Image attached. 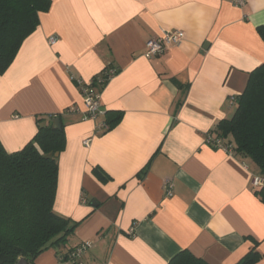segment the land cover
I'll use <instances>...</instances> for the list:
<instances>
[{
  "label": "crops",
  "instance_id": "obj_1",
  "mask_svg": "<svg viewBox=\"0 0 264 264\" xmlns=\"http://www.w3.org/2000/svg\"><path fill=\"white\" fill-rule=\"evenodd\" d=\"M263 24L264 0H52L0 74L8 152L33 139L39 116L61 114L65 125L53 208L79 225L33 264H168L183 249L236 264L254 241L264 264V202L253 185L264 175L207 141L264 63ZM162 29L185 39L150 59L146 43ZM110 67L119 71L101 90L104 114L89 118L78 80ZM110 110L123 117L105 131ZM82 243L79 260H62Z\"/></svg>",
  "mask_w": 264,
  "mask_h": 264
},
{
  "label": "trees",
  "instance_id": "obj_2",
  "mask_svg": "<svg viewBox=\"0 0 264 264\" xmlns=\"http://www.w3.org/2000/svg\"><path fill=\"white\" fill-rule=\"evenodd\" d=\"M51 4L52 0H0V74L39 25L40 13L47 12ZM258 32L264 40V24ZM236 99L233 116L219 121L215 129L217 138L232 143L235 154L254 160L264 175V63L250 72L244 92ZM55 117L61 119V114L39 116L36 135L19 151L8 152L0 140V264H16L20 258L33 264L43 251L66 245L79 225L53 208L59 170L56 153L66 146L65 125L61 120L62 128H54ZM122 117V111H106L104 130L114 128ZM93 172L102 181L108 179L99 167ZM256 193L264 202V186ZM254 243L236 264H256L261 260L258 242ZM79 246L61 256L62 260L67 261L68 254ZM168 264L209 263L183 249Z\"/></svg>",
  "mask_w": 264,
  "mask_h": 264
},
{
  "label": "built area",
  "instance_id": "obj_3",
  "mask_svg": "<svg viewBox=\"0 0 264 264\" xmlns=\"http://www.w3.org/2000/svg\"><path fill=\"white\" fill-rule=\"evenodd\" d=\"M236 6H243L248 0H231ZM185 39V32L180 29H162L161 34L155 38L150 39L146 43L145 56L152 59L164 55L170 46L179 45ZM55 41L54 37L50 38V42ZM118 69L114 67L107 68L103 74L97 75L89 82H82L78 80V85L83 95V103L85 114L92 119H98L104 114L101 107V87L108 80L117 74ZM231 103L236 104V97H231ZM104 128V122L101 124ZM207 141L215 148L223 149L227 153L235 154L234 145L223 138H214L212 135L207 137ZM85 144L89 143V139L84 141ZM253 185L255 188L264 186V177H254ZM172 184L168 183V194H172ZM89 247L88 243H82L80 246L68 254V260L77 261L81 258L82 254ZM62 258V257H61Z\"/></svg>",
  "mask_w": 264,
  "mask_h": 264
},
{
  "label": "water",
  "instance_id": "obj_4",
  "mask_svg": "<svg viewBox=\"0 0 264 264\" xmlns=\"http://www.w3.org/2000/svg\"><path fill=\"white\" fill-rule=\"evenodd\" d=\"M52 122H53L54 128H56V129L62 128L61 119L59 117L53 118ZM56 155H58V153H56ZM16 264H29V263L25 258H20Z\"/></svg>",
  "mask_w": 264,
  "mask_h": 264
}]
</instances>
